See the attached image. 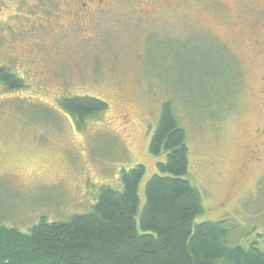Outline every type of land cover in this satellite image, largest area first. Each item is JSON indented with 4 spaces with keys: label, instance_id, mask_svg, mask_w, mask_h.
<instances>
[{
    "label": "rangeland",
    "instance_id": "374dc122",
    "mask_svg": "<svg viewBox=\"0 0 264 264\" xmlns=\"http://www.w3.org/2000/svg\"><path fill=\"white\" fill-rule=\"evenodd\" d=\"M147 1L107 0L82 17V0H0V66L26 81L0 83V223L28 232L42 217L66 222L89 212L102 186L122 190L123 171L138 164L140 215L166 159L149 146L170 101L187 133L186 179L203 196L195 224L226 221L231 244L264 251V154L247 162L264 129V66L240 47L251 34L243 15L258 12L232 0H162L151 16ZM222 45L238 58L243 83L233 89ZM74 96L109 108L79 126L58 104Z\"/></svg>",
    "mask_w": 264,
    "mask_h": 264
},
{
    "label": "trees",
    "instance_id": "16d2710c",
    "mask_svg": "<svg viewBox=\"0 0 264 264\" xmlns=\"http://www.w3.org/2000/svg\"><path fill=\"white\" fill-rule=\"evenodd\" d=\"M0 83L9 90L26 87L6 66H0ZM58 104L79 126L109 108L90 96L64 97ZM149 148L166 159L146 183L140 215L142 164L123 171L122 190L102 186L92 209L66 222L42 217L28 232L0 223V264H264V251L255 244L230 243L226 221L195 224L205 212L203 196L186 179L187 133L170 101L162 105Z\"/></svg>",
    "mask_w": 264,
    "mask_h": 264
},
{
    "label": "flooded vegetation",
    "instance_id": "af4514ba",
    "mask_svg": "<svg viewBox=\"0 0 264 264\" xmlns=\"http://www.w3.org/2000/svg\"><path fill=\"white\" fill-rule=\"evenodd\" d=\"M82 0V7L85 11L80 12L82 17H90L94 14L98 9H106L105 3H108L107 0H98L100 5L96 6V0H88V2H84ZM234 4L241 7L245 11H257L258 15L255 16L254 19L249 18L246 14L243 16L247 20L248 30L251 34L247 35V39L245 38L241 42V49L252 58L258 60L264 66V0H232ZM166 2L162 0H149L146 2L147 6L151 7L150 10L147 11V14L151 16L155 15L160 9L162 5H165ZM77 3L70 4V8H76ZM93 6V8L91 7ZM244 7H247L244 8ZM219 52V51H216ZM215 52V53H216ZM221 63L224 62L228 68H235L238 64V58L235 57L234 51L232 50L230 45H226L221 47L220 56H218ZM238 67V66H236ZM240 73V72H239ZM237 73L235 76V70L231 72L228 83L234 87V83H238L242 85L243 80L241 79V74ZM236 80V82H235ZM261 84L259 86V94L262 99H264V73L260 77ZM233 90H231V97ZM259 142L256 143V148L252 152L251 156L247 159L248 164L251 162L261 161L262 156L264 154V129H259L257 131Z\"/></svg>",
    "mask_w": 264,
    "mask_h": 264
}]
</instances>
